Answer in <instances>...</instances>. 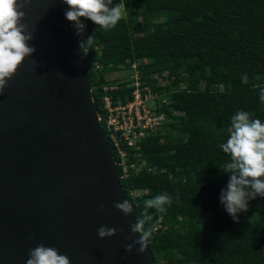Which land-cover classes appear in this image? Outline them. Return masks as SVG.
<instances>
[{"label":"trees","instance_id":"1","mask_svg":"<svg viewBox=\"0 0 264 264\" xmlns=\"http://www.w3.org/2000/svg\"><path fill=\"white\" fill-rule=\"evenodd\" d=\"M119 2L127 10L113 29L97 31L81 18L85 36L96 35L91 48H80L83 37L73 26L71 32L116 161L103 98L125 102L133 86L107 74L137 62L141 87H149L153 105L168 119L133 146L120 142L128 162L140 168L120 179L134 214L140 216L144 200L157 194L172 197L165 213L147 210L153 216L146 225L153 229L146 248L151 263L264 264V198L249 201L238 221L228 215L220 193L229 175L220 168L230 157L219 147L237 111L264 122V0H113V6ZM245 74L248 84L241 80ZM114 82L116 88L103 89Z\"/></svg>","mask_w":264,"mask_h":264},{"label":"water","instance_id":"2","mask_svg":"<svg viewBox=\"0 0 264 264\" xmlns=\"http://www.w3.org/2000/svg\"><path fill=\"white\" fill-rule=\"evenodd\" d=\"M23 11L36 51L0 93V264H26L39 243L70 264H152L124 247L136 218L113 207L126 199L72 22L60 0ZM101 226L117 232L101 239Z\"/></svg>","mask_w":264,"mask_h":264},{"label":"clouds","instance_id":"3","mask_svg":"<svg viewBox=\"0 0 264 264\" xmlns=\"http://www.w3.org/2000/svg\"><path fill=\"white\" fill-rule=\"evenodd\" d=\"M67 5L65 17L72 22L77 35L82 36L79 47L91 48L96 35H86V24L81 18L91 20L98 26L97 31H108L116 27L118 22L126 14V4L116 3L113 0H60ZM31 3V0H0V93L8 86L9 80L17 72L18 67L27 57H32L36 49L30 46L34 39L29 27L23 21L26 13L23 9ZM244 84L249 83L247 74L241 77ZM259 87V86H257ZM259 99L264 103V87H260ZM254 114L244 110L237 111L231 117L228 127L226 142L219 145L222 151L230 159L222 168V173L229 175L226 187L221 190L220 203L228 215L238 221L239 214L246 212L249 201L257 196L264 198V122L253 118ZM145 211L137 216L136 222L130 225L131 232L138 234V239L132 244L125 245V250L131 252L133 247L139 245L137 251L143 253L150 242L153 229L150 222L153 216L148 209H154L157 213H165L167 207L172 204V197L163 192L151 199L144 200ZM113 207L121 211L125 216L133 213L132 204L124 200L116 202ZM104 210L103 205L97 212ZM116 228L101 226L97 230L99 238L114 236ZM34 237L29 236V240ZM26 264H70L67 255H62L55 247L37 244L28 251Z\"/></svg>","mask_w":264,"mask_h":264},{"label":"built area","instance_id":"4","mask_svg":"<svg viewBox=\"0 0 264 264\" xmlns=\"http://www.w3.org/2000/svg\"><path fill=\"white\" fill-rule=\"evenodd\" d=\"M136 67L137 62L133 61L130 66L132 70L130 84L133 86L131 99L125 100V102L118 99L115 102L109 95L103 98L104 108L107 110L106 129L119 157V160L116 161V166L120 170L119 179L128 177L131 169L134 172L140 169L135 166V163L128 162L127 152L121 148L120 142H126L128 146H133L147 129L168 121L164 113L158 111L153 105L155 95L151 93L149 87H141L140 74ZM159 80H161L160 77ZM107 88H116V84L105 85L103 89ZM130 195L136 196L138 193L131 191Z\"/></svg>","mask_w":264,"mask_h":264},{"label":"rangeland","instance_id":"5","mask_svg":"<svg viewBox=\"0 0 264 264\" xmlns=\"http://www.w3.org/2000/svg\"><path fill=\"white\" fill-rule=\"evenodd\" d=\"M131 75H132V70L131 69H122L119 71H114L111 72L109 74H107V79L110 81H117L118 83L121 82H126V83H130L131 80ZM263 82H264V77L262 78ZM112 84H116V83H112ZM140 194V193H139Z\"/></svg>","mask_w":264,"mask_h":264}]
</instances>
